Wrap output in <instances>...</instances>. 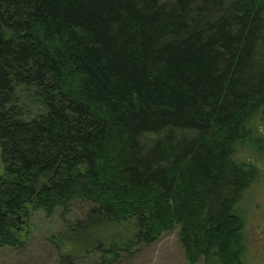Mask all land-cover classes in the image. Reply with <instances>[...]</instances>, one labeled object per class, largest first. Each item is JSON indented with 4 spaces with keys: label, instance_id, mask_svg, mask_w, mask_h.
Listing matches in <instances>:
<instances>
[{
    "label": "trees",
    "instance_id": "obj_1",
    "mask_svg": "<svg viewBox=\"0 0 264 264\" xmlns=\"http://www.w3.org/2000/svg\"><path fill=\"white\" fill-rule=\"evenodd\" d=\"M263 124L264 0H0V249L81 198L69 264L176 226L190 264H247Z\"/></svg>",
    "mask_w": 264,
    "mask_h": 264
},
{
    "label": "rangeland",
    "instance_id": "obj_2",
    "mask_svg": "<svg viewBox=\"0 0 264 264\" xmlns=\"http://www.w3.org/2000/svg\"><path fill=\"white\" fill-rule=\"evenodd\" d=\"M264 126V124H263ZM250 159L260 167V177L252 187L253 195L246 206L247 264H264V144L249 147ZM5 175L0 144V177ZM92 203L75 199L69 203V211L64 214L58 208L52 215L44 210H35L27 227V239L23 245L7 246L0 249V264H69L62 259L56 240L66 226L85 218ZM180 226L165 230L152 244L135 245L114 264H190L186 260L185 249L179 238ZM100 256L82 255L73 264H99ZM197 264H202L201 262Z\"/></svg>",
    "mask_w": 264,
    "mask_h": 264
}]
</instances>
